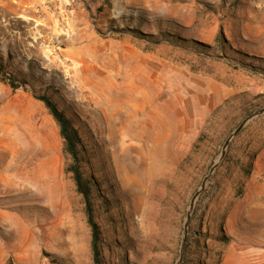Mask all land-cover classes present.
<instances>
[{"label": "rangeland", "instance_id": "rangeland-1", "mask_svg": "<svg viewBox=\"0 0 264 264\" xmlns=\"http://www.w3.org/2000/svg\"><path fill=\"white\" fill-rule=\"evenodd\" d=\"M0 64V264H93L34 95L103 264H264V113L219 162L264 109V0H0Z\"/></svg>", "mask_w": 264, "mask_h": 264}, {"label": "trees", "instance_id": "trees-1", "mask_svg": "<svg viewBox=\"0 0 264 264\" xmlns=\"http://www.w3.org/2000/svg\"><path fill=\"white\" fill-rule=\"evenodd\" d=\"M0 77L2 81L6 82L13 90H17L22 86V82H18L14 77L6 74L2 64H0ZM34 98L44 106L58 128V134L62 141L63 153L70 159L67 172L71 175L76 192L82 197L84 202L86 221L91 234L90 249L92 262L93 264H103L99 232L93 219L91 205L92 190L90 182L84 179L81 172L82 159L78 134L71 121L57 108L55 102L51 98L46 95H34Z\"/></svg>", "mask_w": 264, "mask_h": 264}, {"label": "water", "instance_id": "water-1", "mask_svg": "<svg viewBox=\"0 0 264 264\" xmlns=\"http://www.w3.org/2000/svg\"><path fill=\"white\" fill-rule=\"evenodd\" d=\"M263 113H264V109L261 110V111H259V112H257V113H255L254 115L250 116V117L247 118L243 123H241V125H240V126H239V127L233 132V134H232V135L227 139V141L225 142L224 147H223L222 154H221L220 159H219V162L222 160V158H223V156H224V150L227 148V146H228L230 140H231L233 137H235V136L241 131V129L243 128V126H244L249 120H251L252 118L257 117V116H259V115H261V114H263ZM215 168H216V166L212 168V170H211L210 173H212V172L214 171ZM195 197H196V196H195ZM193 203H194V199H193L192 202H191V206H192ZM185 233H186V232H185ZM184 243H185V234H184L183 243H182L181 258H182V253H183V249H184Z\"/></svg>", "mask_w": 264, "mask_h": 264}, {"label": "crops", "instance_id": "crops-1", "mask_svg": "<svg viewBox=\"0 0 264 264\" xmlns=\"http://www.w3.org/2000/svg\"><path fill=\"white\" fill-rule=\"evenodd\" d=\"M255 178V176H252V178L250 179V181H252ZM253 182V181H252Z\"/></svg>", "mask_w": 264, "mask_h": 264}, {"label": "bare ground", "instance_id": "bare-ground-1", "mask_svg": "<svg viewBox=\"0 0 264 264\" xmlns=\"http://www.w3.org/2000/svg\"><path fill=\"white\" fill-rule=\"evenodd\" d=\"M41 190H42V188H41Z\"/></svg>", "mask_w": 264, "mask_h": 264}]
</instances>
